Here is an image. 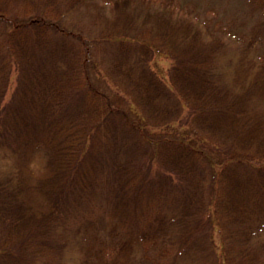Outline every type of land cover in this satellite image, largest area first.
Masks as SVG:
<instances>
[{"label":"trees","instance_id":"1","mask_svg":"<svg viewBox=\"0 0 264 264\" xmlns=\"http://www.w3.org/2000/svg\"><path fill=\"white\" fill-rule=\"evenodd\" d=\"M130 1H105L125 15V24L114 26L119 33L115 37H90L63 27L57 28L59 33L56 35L54 28L51 31L45 26L53 27L54 23L57 27L56 18L47 20L42 15L46 21L40 19L42 17H32L24 23L16 20L15 13L0 11V95L5 94L9 81V77L2 75L3 70L12 65L6 67V60L16 57L18 49L20 82L25 86L31 84L38 96L33 95L36 101L29 110L21 112L23 107L20 108L13 127L26 128L25 125L35 120L47 119L38 118V115L49 107L53 92L57 96L58 85L49 83L61 82L62 75L69 79L63 82L68 84L65 90L70 93L78 91L72 94L76 95L73 109H66L64 104L65 113L75 110L76 113L59 117L66 123L60 127V136L52 139L55 148L54 152L51 148L49 156L50 175L47 179L50 181H45L39 194L31 196L30 184L21 176L11 187L0 179V208L3 207L5 213L2 219L10 222L7 229L0 228V264H36L38 260H43L44 264H57L61 248L54 239L62 237V233H56L53 226L59 215L55 205L65 200L70 202L71 197L83 204L79 198L91 197L97 185L105 191L108 210L119 214L118 224L141 222V237L147 240L146 250L152 251L157 264L193 247L196 236L192 235H199L203 228L212 225L213 214L227 217V222L233 224L231 235L236 238L247 227L253 233L264 229V129L259 130L255 118L250 116L249 104L245 105L250 98L245 89H236L231 83L224 86L221 76L220 79L216 77L213 66L217 52L225 50L222 33L239 38L246 49L253 48L257 37L234 31L238 21L233 14L228 21L219 19L212 23L211 15L200 18L199 3L193 0H145L149 6L146 14L141 21H132L126 11ZM254 1L255 5L261 4L264 12V0ZM121 7L123 10H119ZM174 7H179L184 15L170 10ZM198 23H203L204 27H198ZM33 24L46 27L56 38H50L46 31L36 35L38 29ZM20 25H33L34 28H18ZM254 28L257 33L263 26L253 27L252 33ZM70 38H75V42L66 41ZM78 40L84 43L82 51L77 47ZM158 53L168 54L173 59L171 87L154 71L153 61ZM70 54H74L78 61L72 60L74 63L65 65V57ZM209 54L214 57L212 64ZM241 61L251 65L252 72L255 70L253 65L257 63L244 52ZM61 64L69 69L61 70ZM93 64L97 66L94 71L97 78L113 75L114 79L121 81L117 87L119 98H107L101 94V99L106 101L100 100L102 105L98 103L91 90H98L92 82ZM242 71L250 72L245 66ZM42 72L44 76L40 75ZM252 77L255 78L256 73L251 77L242 74L240 83L235 81L234 84L241 86L242 79L247 82ZM39 84L44 87L42 93L36 89ZM85 87L92 92L90 96L85 93ZM120 100H126L128 108L122 107L120 103L123 101ZM195 114L198 117L196 125L203 132L198 134L199 141L194 142L188 137L190 133L186 128L187 125L191 128L190 120ZM20 115L23 124L19 122ZM50 118L49 128L64 122ZM108 156L112 160L109 170L102 165ZM256 160L262 162L261 166H255ZM90 161L93 165L89 164ZM146 161L156 162L158 171L151 173L148 170V173L144 166ZM87 164L89 167L83 172ZM102 168L107 175L102 173ZM97 171L98 175L95 174ZM208 176L214 180L215 187L214 198L209 203L201 196L202 185L199 186L200 182L206 183ZM175 179L180 180L181 187L177 193H171L169 184ZM100 182L106 185L101 187ZM42 197L49 203L46 210L35 204ZM82 199L86 205L92 203L90 198ZM170 207L177 210H173V215L166 212ZM177 216L179 221L181 218L179 238L169 231L172 227V221H169ZM96 223L97 217L84 214L78 227H83L82 232L88 227L95 228ZM65 224L66 228L70 227L72 219L66 217ZM118 230L120 228L112 235L117 236ZM95 233L85 235L95 246L89 248L90 252L86 250L90 245L83 241L84 251L89 252L86 263H90L93 257L100 261L107 255L111 263L121 264L122 252L129 248L130 239L123 237V244L110 241L111 247L107 245L106 249L97 247L104 241ZM238 238L244 242L245 237L239 235ZM244 243L239 242V245ZM114 246H118L116 254L111 251ZM231 250L218 264H236L233 258L240 259L237 264H254L258 259L255 249L249 253H242V249L234 247Z\"/></svg>","mask_w":264,"mask_h":264},{"label":"rangeland","instance_id":"2","mask_svg":"<svg viewBox=\"0 0 264 264\" xmlns=\"http://www.w3.org/2000/svg\"><path fill=\"white\" fill-rule=\"evenodd\" d=\"M106 0H0V11L8 12V13H15L16 20H20L21 22H29L31 18L35 17L39 19L44 15L48 19H57V27L53 25V27L48 26L47 29L54 31L53 28L56 30L55 33L58 35L59 27L66 28L68 31L72 33H80L85 36H111L115 37L119 33L115 31L114 26L116 24L123 25L125 24V15L122 14V11L115 10V5L107 4ZM199 3L198 15L200 18H203L207 15H211V23L215 22L219 19H226L228 21L229 16L233 14V18H237V25L234 27V31L237 32H244L249 33L250 35L256 38L254 41L255 43L252 45L253 48L246 49L244 47V42L241 41L239 38L230 37L228 33H222L221 38L224 40L225 43V50L221 53L218 51L215 60H214V68L216 71V77L221 76V81L227 86L233 84L236 89L242 90L245 89V93L247 97L250 98L249 102L245 103L247 106L249 104L250 109V116L255 118L254 120L257 122L259 126V130L264 129V12L261 8V4L255 5L254 0H193ZM262 2V0H260ZM130 4V5H129ZM126 11H128V17L132 18V21H141L142 16L146 14L148 10V3L145 0H131L129 3ZM264 6V5H263ZM123 10V7H121ZM115 10V11H114ZM170 10L176 11L179 15H184V11L179 10V7H174ZM183 12V13H182ZM41 15V16H40ZM7 16V15H6ZM192 16V15H191ZM29 17V18H28ZM181 17V16H179ZM195 18V13L193 15ZM18 18V19H17ZM43 21H46L43 17L40 18ZM117 21V23H116ZM49 22V21H47ZM236 23V22H235ZM240 24L241 27L238 25ZM38 31H36V35H41L46 30V27L36 26L33 24ZM33 25H20L18 28H28L31 30ZM41 25V24H40ZM214 25V24H213ZM211 25V27H213ZM263 26L262 29H258L256 33V29L253 27ZM198 27H204L203 23L197 25ZM18 28L16 30L18 31ZM20 31V30H19ZM247 31V32H246ZM250 31V32H249ZM50 38H56L53 36L52 32H48ZM12 34V33H11ZM220 34V33H219ZM260 35V36H259ZM207 37V36H206ZM75 38H70L66 41L75 42ZM210 39V37H209ZM79 41V40H78ZM212 42V40H210ZM84 43L77 44L79 50L82 51ZM186 43L183 44V47ZM70 49L72 47L69 45ZM247 54L248 58L251 57L252 60L257 63L255 66V70L252 72L251 65L249 66L247 63L243 64L241 59L243 58V52ZM5 50H3V54ZM16 57L10 58L6 60V67H11L8 69L3 70L2 75L5 77H9L7 89L3 96L0 95L1 105H0V179L4 181V184L7 186L16 185L19 179V176L23 178L26 182L30 185L31 191L29 193L32 194H39V189L41 186L45 184V181L48 180L47 177L50 175L49 171V156L51 154V148H55V143L53 144L52 139H57L60 136V127L65 125V119L59 118L60 116L65 118L67 114H74L75 111L66 112V109H73L74 108V98L75 96L72 94H76L78 91H71L65 90V87L68 86L67 83H63L69 80L67 77L62 75L61 82L49 83V85L56 84L58 85L59 89H56L57 96H55V92H53L54 96L49 99V109L46 108L43 112L38 115V118H47L45 120L37 122L36 120L33 121L30 125L26 128H18L15 129L14 120H17L16 113L19 112L20 108L23 107L22 111L26 109L29 110L30 105L36 101L37 98L36 90L32 87L31 84L27 83L26 86L20 82L21 80V72H20V57H19V50L15 51ZM157 58L153 61V67L156 74L164 79L167 82L168 86L171 87L172 85V73L171 67L173 64V59L168 54L158 53ZM7 56V55H6ZM84 56H82L81 60ZM214 58V57H213ZM212 56L209 54V59L211 60V64L213 61ZM64 60V59H63ZM66 64L68 62L74 63L78 60L76 59L74 54H70L69 57H65ZM74 62H73V61ZM90 61V60H89ZM88 61V62H89ZM11 62V63H10ZM81 62V61H80ZM91 62H89L90 64ZM87 64V63H86ZM64 64H61L62 69H69ZM246 67V71L251 72H241L243 67ZM39 69V68H38ZM37 69V70H38ZM92 74H93V84L99 90L91 89L95 99L100 100L103 102L106 101L105 98L101 99V94H104L105 97L110 98H119L120 91L117 87H120L117 79H114L113 75H109L106 77H99L97 78L95 70H97V66L92 67ZM257 70V71H256ZM100 71V69H99ZM102 72V71H101ZM256 73V77H252L253 79L248 80L247 82L242 79L241 86H236L234 84L235 81L240 83L239 78H242L243 75H250L254 76ZM61 74V73H60ZM40 75H45L44 72L40 73ZM39 75V76H40ZM81 75V72H79ZM91 75V71L90 74ZM100 76L101 74L98 73ZM65 77V78H64ZM92 77V75H91ZM236 77V78H235ZM235 78V79H234ZM231 83V84H229ZM248 83V84H247ZM244 84V85H243ZM123 85V84H121ZM82 88V87H78ZM19 89V90H17ZM41 93L44 91V87L42 84H39V87L36 88ZM61 90V91H60ZM90 89L85 87V93L92 94ZM242 92V91H241ZM80 94H83L80 92ZM36 96L35 98L33 97ZM90 98V97H89ZM121 99V98H120ZM81 100V95H80ZM89 100V99H88ZM32 101V102H31ZM123 101L120 105L124 108H128L126 100ZM96 102V101H95ZM97 103V104H98ZM64 104L66 109L64 108ZM79 105L80 102H79ZM78 105V106H79ZM100 105L101 102H100ZM185 109V108H184ZM188 109L185 111L187 113ZM46 112L47 115H46ZM54 115H51V114ZM260 115H263L259 117ZM50 116L56 118L58 122H62L63 124H59L55 127L51 125V129L49 128V119ZM22 116H19L20 124L24 123ZM245 119L248 116L244 117ZM260 118V120H259ZM198 117L195 114V117L190 120L191 128L187 125L186 131H189V138L192 141H199L198 137L201 131L198 129L196 123L198 122ZM263 122V123H262ZM179 125V124H177ZM176 125V126H177ZM182 129V128H181ZM180 131V130H179ZM171 132V131H169ZM181 132V131H180ZM180 134V133H179ZM205 134V133H204ZM210 141V140H209ZM53 144V146H52ZM209 144V143H208ZM209 150V146L206 147ZM53 154V153H52ZM110 157L104 158V163L102 164L104 168L110 169ZM92 162L90 161L89 164ZM156 162H144V166L146 167L147 171L149 170L151 173H156L158 171V164L156 166ZM89 164L86 165L83 172H86L87 167ZM255 166H261V161H255ZM93 165V163H92ZM157 167V169H156ZM148 171V173H149ZM102 173L107 175L106 172L102 168ZM84 174V173H83ZM98 175L97 173H95ZM8 181V182H7ZM50 181V180H48ZM180 180L175 179L171 181L169 184V191L171 193H177L178 188L181 187L179 184ZM214 180L207 177L206 183H199V186L202 185V194L201 196L207 198V203H209L215 194V187H214ZM101 183V182H100ZM106 184L101 183V187L105 186ZM255 185V183H254ZM4 186L5 188H7ZM97 185L92 193L91 197L83 196L85 198H90L92 203L90 205H86V201L83 202V197L79 198L83 204H80L74 201L73 197H71L70 202L62 201L57 207V211L59 213L58 217L55 219L54 229L56 233L61 234L62 237L54 239V242L58 245V248H61V257L60 260L57 261V264H113L111 263V258H108L106 255L102 260H97V258L93 257L90 260V263H86L85 257L89 254V248L93 247L91 245V241L89 237L90 234L93 232H97L95 234L99 235L101 239H103V243L98 244L97 247L103 246L107 249V245L110 248L111 244L110 241H118L115 243H122L123 239H130V246L129 248L125 249L122 252V259L120 262L121 264H130L132 260V264H154V255L151 250H146V242L147 240L141 237V225H139L138 221H135L133 225L126 224L124 226L117 223V216L119 215L115 210H108V198L105 195L104 189H100ZM255 188L256 185H255ZM93 189V190H94ZM92 190V191H93ZM183 194V193H182ZM181 195V194H179ZM264 197V196H263ZM37 200V197L34 196ZM209 198V199H208ZM87 199V200H88ZM40 202H35L37 207H42L43 210H46L49 207V203L45 197L39 198ZM40 204V206H39ZM169 204H173L170 202ZM216 205V203H214ZM111 205V204H110ZM90 207V208H89ZM180 207V203H179ZM111 208H113L111 206ZM37 209V208H36ZM172 209V210H171ZM4 208H0V228L7 229L10 226V222L3 220L2 216L4 217ZM174 207H170L167 209L166 212L168 215H173ZM86 214L89 216H93L94 218L97 217L98 223H96L94 227H88V229L83 230L80 232L81 228L78 227L79 220L81 217ZM213 214V226L207 225L203 228L199 235H192L196 236L193 238L194 246L191 247L188 251L182 250L172 259L169 260H162L160 264H218V261H223L225 254L229 255L232 251L231 249L234 247L235 249H242V253H249L252 250H256L258 253V259L254 262V264H264V229L262 230H255V233L252 232L251 228H244L243 233H239L237 238L235 235H231L230 229L233 227L232 223L227 222V217L221 214ZM66 217L68 219H72V225L66 228L65 220ZM179 216L173 218L169 221H172V227H169V231L179 238L182 230L180 221L178 220ZM75 221V222H74ZM74 222V223H73ZM122 226V227H121ZM212 226V227H211ZM120 228L119 233L117 236L112 235L115 229ZM255 228V227H252ZM86 231V232H85ZM121 232V234H120ZM247 233V234H244ZM87 235V236H85ZM242 235L245 237L244 242L238 241V236ZM71 236V238L69 237ZM124 237V238H123ZM241 237V236H240ZM123 238V239H122ZM89 244L90 246L86 248L88 251H84V243ZM240 243H244V245H239ZM246 244V245H245ZM119 246V244H118ZM117 246V247H118ZM117 247L115 246L111 249L115 254L118 252ZM243 247V248H241ZM95 246L93 247V249ZM254 250V251H255ZM111 257V256H110ZM150 260V261H149ZM239 260H234L233 262L239 263ZM117 263V261H116ZM158 263V262H157ZM156 263V264H157ZM36 264H44L43 260L37 261ZM53 264V263H51ZM253 264V262H251Z\"/></svg>","mask_w":264,"mask_h":264}]
</instances>
